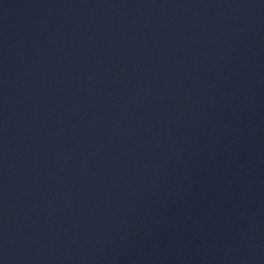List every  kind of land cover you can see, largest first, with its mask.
Listing matches in <instances>:
<instances>
[{"label": "water", "instance_id": "1", "mask_svg": "<svg viewBox=\"0 0 264 264\" xmlns=\"http://www.w3.org/2000/svg\"><path fill=\"white\" fill-rule=\"evenodd\" d=\"M0 264H264V0H0Z\"/></svg>", "mask_w": 264, "mask_h": 264}]
</instances>
